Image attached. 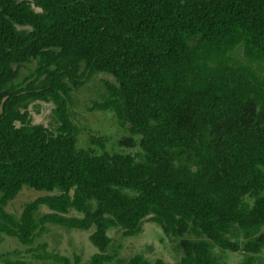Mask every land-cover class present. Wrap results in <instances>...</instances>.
I'll use <instances>...</instances> for the list:
<instances>
[{
  "label": "trees",
  "instance_id": "16d2710c",
  "mask_svg": "<svg viewBox=\"0 0 264 264\" xmlns=\"http://www.w3.org/2000/svg\"><path fill=\"white\" fill-rule=\"evenodd\" d=\"M258 62L264 0H0V233L28 245L45 223L92 227L97 251L87 264H105L107 230L134 235L148 217L171 236L191 228L244 252L237 264H252L264 246ZM95 73L112 80L91 109L110 112L128 132L121 144L137 152L107 151L94 137L97 148L77 146L67 105ZM34 100L52 104L55 131L29 123ZM22 186L51 193L15 218L4 205ZM39 206L49 212L36 219ZM209 242L181 239L175 264H228ZM37 258L69 264L57 254ZM112 264L149 263L136 254Z\"/></svg>",
  "mask_w": 264,
  "mask_h": 264
},
{
  "label": "rangeland",
  "instance_id": "374dc122",
  "mask_svg": "<svg viewBox=\"0 0 264 264\" xmlns=\"http://www.w3.org/2000/svg\"><path fill=\"white\" fill-rule=\"evenodd\" d=\"M232 55L236 59L244 61L240 48L233 50ZM251 66L256 73L264 76V63H252ZM104 80L111 81L112 79L107 74L95 73L78 88L71 91L67 109L72 123L79 128L76 137L77 146L86 147L89 145L97 148V142L89 140L90 137H94L102 140L107 151L137 152L139 149L136 145L129 147L121 144V138L128 136V132L116 124L110 112L91 109L92 102L99 100L103 91ZM51 108L50 102L41 100L29 102L26 106L29 123L40 124L51 131H55L57 121L51 113ZM49 193L51 192L37 191L22 186L18 193L6 202L4 209L17 218L25 203ZM244 199L248 202L251 201L248 197H244ZM46 212L49 210L45 206H39L34 212V217L38 219ZM67 215L80 216L81 213L70 209ZM262 229L263 226L259 230ZM92 230V227L74 229L45 223L39 234L28 245H23L14 237L0 233V264H5L6 260H23L27 264H62L52 259L37 258V255L43 254L64 256L69 260V264H87L90 256L97 251L89 241ZM107 235L110 242L105 249V254L111 255L112 261L105 264L122 263L136 254L142 256L149 264L155 260L175 264L182 254L179 245L181 239H201L209 242L203 235L191 228H188L182 236H171L148 217L143 219L139 231L134 235L125 236L120 229L115 227L109 228ZM228 236L240 243L243 241L240 233H236L235 230H231ZM209 250L217 261L228 264H237L246 255L241 251L220 249L211 242H209ZM252 264H264V246L254 255Z\"/></svg>",
  "mask_w": 264,
  "mask_h": 264
}]
</instances>
